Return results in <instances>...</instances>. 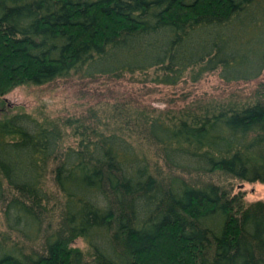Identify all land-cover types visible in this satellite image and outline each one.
Returning <instances> with one entry per match:
<instances>
[{
	"label": "trees",
	"instance_id": "16d2710c",
	"mask_svg": "<svg viewBox=\"0 0 264 264\" xmlns=\"http://www.w3.org/2000/svg\"><path fill=\"white\" fill-rule=\"evenodd\" d=\"M263 71L264 0H0V104L69 74L174 85ZM129 125L82 123L63 146L54 126L1 109L0 264H264V200L233 190L264 182V80L249 101ZM140 134L174 172H153Z\"/></svg>",
	"mask_w": 264,
	"mask_h": 264
},
{
	"label": "rangeland",
	"instance_id": "374dc122",
	"mask_svg": "<svg viewBox=\"0 0 264 264\" xmlns=\"http://www.w3.org/2000/svg\"><path fill=\"white\" fill-rule=\"evenodd\" d=\"M262 80L264 71L250 81L225 82L217 72H209L196 81L185 77L174 85L156 84L137 74L91 77L69 74L40 85H17L3 96L0 111L30 113L54 126L62 138V145L66 146L76 144V126L79 124L109 131L115 127L118 129L123 122H130V131L138 134V126L146 127L149 116L158 111L184 110L211 100L249 101L257 83ZM140 137L143 139L137 141V150L145 155L153 172L160 177L174 172L160 158L157 144L147 136L140 134ZM181 173L197 184L196 174ZM223 178L225 182L231 181ZM233 190L242 191L246 202L264 200V182L237 181ZM2 228L0 223V230ZM75 245L85 248L80 238Z\"/></svg>",
	"mask_w": 264,
	"mask_h": 264
}]
</instances>
